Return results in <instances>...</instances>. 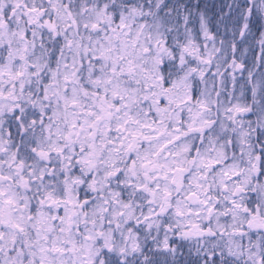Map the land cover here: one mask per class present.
Wrapping results in <instances>:
<instances>
[{
	"label": "snow or ice",
	"instance_id": "1",
	"mask_svg": "<svg viewBox=\"0 0 264 264\" xmlns=\"http://www.w3.org/2000/svg\"><path fill=\"white\" fill-rule=\"evenodd\" d=\"M0 264H264V0H0Z\"/></svg>",
	"mask_w": 264,
	"mask_h": 264
},
{
	"label": "trees",
	"instance_id": "2",
	"mask_svg": "<svg viewBox=\"0 0 264 264\" xmlns=\"http://www.w3.org/2000/svg\"><path fill=\"white\" fill-rule=\"evenodd\" d=\"M218 0H206V3H208L209 5L217 3Z\"/></svg>",
	"mask_w": 264,
	"mask_h": 264
}]
</instances>
